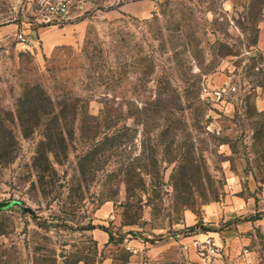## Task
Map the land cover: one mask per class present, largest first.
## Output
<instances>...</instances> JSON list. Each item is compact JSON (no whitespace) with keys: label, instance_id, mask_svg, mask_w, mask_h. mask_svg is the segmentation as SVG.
<instances>
[{"label":"rangeland","instance_id":"obj_1","mask_svg":"<svg viewBox=\"0 0 264 264\" xmlns=\"http://www.w3.org/2000/svg\"><path fill=\"white\" fill-rule=\"evenodd\" d=\"M41 18L0 0V264H264V0Z\"/></svg>","mask_w":264,"mask_h":264},{"label":"built area","instance_id":"obj_2","mask_svg":"<svg viewBox=\"0 0 264 264\" xmlns=\"http://www.w3.org/2000/svg\"><path fill=\"white\" fill-rule=\"evenodd\" d=\"M41 7L42 18L41 21L45 23H59L67 20L70 13V0H38ZM18 40L23 47H29L32 43L31 37L28 34L20 32ZM236 89V86L221 88L216 90L214 97L221 102H225L227 93ZM190 244H186L188 248ZM191 246H194L199 252H206L209 256L218 254L220 247L216 243L212 235H206L204 238L195 235L191 241ZM129 264V263H127Z\"/></svg>","mask_w":264,"mask_h":264},{"label":"crops","instance_id":"obj_3","mask_svg":"<svg viewBox=\"0 0 264 264\" xmlns=\"http://www.w3.org/2000/svg\"><path fill=\"white\" fill-rule=\"evenodd\" d=\"M33 33L36 36H39V35L44 36L45 38H48L51 42H54V43L62 41L61 32H58L57 28H55L54 25H46L43 28H39L33 31ZM101 235L104 240L109 239L108 232H101Z\"/></svg>","mask_w":264,"mask_h":264},{"label":"water","instance_id":"obj_4","mask_svg":"<svg viewBox=\"0 0 264 264\" xmlns=\"http://www.w3.org/2000/svg\"><path fill=\"white\" fill-rule=\"evenodd\" d=\"M8 205H9V203L1 202V201H0V207H6V206H8Z\"/></svg>","mask_w":264,"mask_h":264},{"label":"trees","instance_id":"obj_5","mask_svg":"<svg viewBox=\"0 0 264 264\" xmlns=\"http://www.w3.org/2000/svg\"><path fill=\"white\" fill-rule=\"evenodd\" d=\"M110 238H111V236H110Z\"/></svg>","mask_w":264,"mask_h":264}]
</instances>
